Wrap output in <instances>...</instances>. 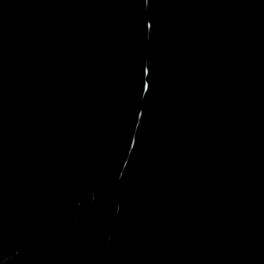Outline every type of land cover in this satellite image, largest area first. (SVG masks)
Wrapping results in <instances>:
<instances>
[{
	"label": "water",
	"instance_id": "water-1",
	"mask_svg": "<svg viewBox=\"0 0 264 264\" xmlns=\"http://www.w3.org/2000/svg\"><path fill=\"white\" fill-rule=\"evenodd\" d=\"M0 264H264V0H0Z\"/></svg>",
	"mask_w": 264,
	"mask_h": 264
}]
</instances>
